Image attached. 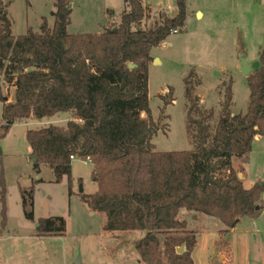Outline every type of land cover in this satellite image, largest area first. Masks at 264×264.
<instances>
[{
	"label": "trees",
	"instance_id": "trees-1",
	"mask_svg": "<svg viewBox=\"0 0 264 264\" xmlns=\"http://www.w3.org/2000/svg\"><path fill=\"white\" fill-rule=\"evenodd\" d=\"M54 25L43 19L40 31L14 36L8 17L10 0L0 1V82L14 89L15 101L4 97L0 140L16 121L44 120L70 113L65 127L49 126L27 133L33 170L50 168L55 183L67 178L70 196L72 164L93 165V195L80 194L91 212L106 218L107 233L144 231L133 249L144 264H195L198 232L180 213L186 210L218 220L217 247L243 218L257 219L264 210V183L245 188L238 175L250 160L257 137L264 138V43L260 67L247 77L250 98L246 113L233 114V79L225 87L218 121L216 112L200 105V79L192 69L184 78L187 134L193 150L158 152L153 143L157 124L149 98L152 49L186 26V1L176 0L173 17L162 13L153 28L142 30L150 7L125 0L121 22L93 34H69L71 1L53 0ZM239 54L245 55L241 43ZM130 65L136 68L131 69ZM164 108L175 102L174 89L160 96ZM74 157V160L71 159ZM239 162V170L235 163ZM38 182H42L39 180ZM3 222L5 186L2 180ZM34 187L25 206H33ZM257 208L259 210H257ZM33 219V213L26 214ZM63 217L40 219L37 237L63 236ZM183 248L181 253L178 250ZM220 251V250H219Z\"/></svg>",
	"mask_w": 264,
	"mask_h": 264
},
{
	"label": "rangeland",
	"instance_id": "rangeland-1",
	"mask_svg": "<svg viewBox=\"0 0 264 264\" xmlns=\"http://www.w3.org/2000/svg\"><path fill=\"white\" fill-rule=\"evenodd\" d=\"M185 1L187 19L184 31L173 33L151 52L153 61L149 66V98L153 119L158 127L153 139L158 152H183L194 148L187 134L188 106L184 88V78L190 70L195 69L200 79L196 91L200 105L216 112L214 120L210 122L215 127L224 101L223 83H228L230 77L234 92L232 113H246L248 107L250 90L245 76L237 69L241 43L245 47L250 68L255 71L260 67V50L264 43V0ZM143 3L151 10L143 21L142 30L159 23L162 13L169 17L177 13L176 0H143ZM71 8L68 33L73 35L101 32L108 22V28L119 24L128 6L125 0H72ZM54 11L53 0H10L8 17L13 35H25L30 29L39 32L43 19H47L52 27ZM170 88L174 89L175 102L164 108L160 96H166ZM0 90L12 103L15 101L14 89L3 81L0 82ZM2 117L3 101L0 99V122ZM70 120V113H59L41 121H16L7 136L0 140V264H37L40 254H45V241L59 264H74L78 253L83 264H144L133 249V241L143 238L146 233H107L103 230L105 216L91 212L81 201V187L86 195L98 191V186L91 179L92 164L78 159L73 161L72 196L67 178L55 183V175L50 168L42 167L39 174L33 170L28 131L52 125L65 127ZM239 167V162L235 163L237 170ZM244 172L246 188L250 183H264V138L255 143ZM2 180L5 186V225L2 224ZM33 187V206H25L26 192ZM28 212L33 213L32 220L27 218ZM191 214L182 210L180 217L187 219ZM52 217L65 219L66 233L43 241L37 237L38 221ZM192 224L195 227L191 230L201 235L193 253L195 264H228L230 251L224 245L228 237L223 239L221 247L216 246L223 259L213 250L214 240H219L218 230L224 228L223 225L205 216L201 222L192 221ZM238 231L236 247L232 252L233 263L261 264L264 210L256 222L242 221Z\"/></svg>",
	"mask_w": 264,
	"mask_h": 264
},
{
	"label": "crops",
	"instance_id": "crops-1",
	"mask_svg": "<svg viewBox=\"0 0 264 264\" xmlns=\"http://www.w3.org/2000/svg\"><path fill=\"white\" fill-rule=\"evenodd\" d=\"M55 5V4H54ZM126 11V10H125ZM55 12V11H54ZM112 14V13H111ZM198 14H201V13H198ZM110 15V14H109ZM202 15V14H201ZM112 18L114 17V15L112 14V16H111ZM54 19V18H53ZM109 23V22H108ZM108 23H107V26H106V28H108ZM53 25H54V21H53ZM53 25H52V27H53ZM240 68H241V64L240 63H238V65H237V69L240 71ZM254 70H252V72H253ZM245 79H246V82H247V77H245ZM9 101H10V99H9ZM11 102V101H10ZM12 103V102H11ZM262 138L261 137H257L256 138V141L254 142V145H253V148H254V146H255V143L258 141V140H261ZM253 151V150H252ZM29 154H31L30 152H29ZM242 181H243V184H244V186H245V182H246V180H247V178H246V174H245V172H243L242 173ZM256 183H250L249 184V186L247 187V189H249V188H251L252 186H254ZM246 188V187H245ZM264 201V200H263ZM206 217V216H205ZM202 218H203V216H201V215H195V214H191L190 216H189V218H187V219H185L187 222H188V224H189V229L191 230V228L195 225H193L192 224V221L194 222V223H196V221L197 222H201L202 221ZM244 220H249L250 222H256L257 221V219H249V218H243L241 221H240V223L236 226V228L231 232V234H230V238H229V246H228V249H229V251H230V260L228 261V262H226V263H228V264H234L233 263V254H232V252L235 250V247H236V235H238L237 233L239 232L238 230L240 229V226H242V221H244ZM195 227V226H194ZM224 227V226H223ZM222 229H224V228H221L220 230H222ZM257 229H258V227H257ZM220 230H218V231H220ZM195 231V230H194ZM257 231V230H256ZM248 232V231H247ZM249 233V232H248ZM200 237H201V235H198V244H199V239H200ZM48 239V238H47ZM47 239H45V240H47ZM44 239H43V241H45ZM219 240H214V248H213V250H215V255H217V256H219L221 259H223L224 257L223 256H221V252L220 251H218L217 249H216V243L218 242ZM250 241V243H251V239L249 240ZM241 245V244H240ZM251 246V245H250ZM250 246H248V247H250ZM250 249V248H249ZM262 261H261V264H264V244H263V248H262ZM46 260V264H48V255H47V252H46V249H45V254H43V252L40 254V256H39V259H38V261H37V264H44V261ZM247 261H249L248 260V258H247ZM245 263H246V261H245ZM36 264V263H35ZM225 264V263H224Z\"/></svg>",
	"mask_w": 264,
	"mask_h": 264
},
{
	"label": "water",
	"instance_id": "water-1",
	"mask_svg": "<svg viewBox=\"0 0 264 264\" xmlns=\"http://www.w3.org/2000/svg\"><path fill=\"white\" fill-rule=\"evenodd\" d=\"M239 60H240V64H241L240 72L243 74V76L248 77L252 73V69L250 68L248 62L246 61V55H240ZM156 61L158 62V60H155V62ZM130 68L134 69V68H136V66L130 65ZM29 152L30 153L32 152L31 149ZM238 177L240 180H242V178H243L242 174H239ZM259 185H262V183H259ZM80 193H84V190L82 187L80 189ZM257 210H259V209L257 208ZM44 243H45L46 250L48 253V264H59L53 250L48 246V243L46 241ZM182 251H183V248H180L178 250V253H181ZM74 264H83L82 260H81L80 253L77 254L75 261H74Z\"/></svg>",
	"mask_w": 264,
	"mask_h": 264
},
{
	"label": "built area",
	"instance_id": "built-area-1",
	"mask_svg": "<svg viewBox=\"0 0 264 264\" xmlns=\"http://www.w3.org/2000/svg\"><path fill=\"white\" fill-rule=\"evenodd\" d=\"M0 1H3L4 2V0H0ZM173 33L176 34L177 31H174ZM71 159L74 160V157H71Z\"/></svg>",
	"mask_w": 264,
	"mask_h": 264
}]
</instances>
